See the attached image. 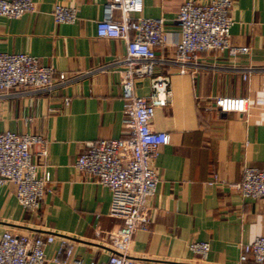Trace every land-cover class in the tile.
I'll use <instances>...</instances> for the list:
<instances>
[{
	"label": "crops",
	"instance_id": "0c3cea01",
	"mask_svg": "<svg viewBox=\"0 0 264 264\" xmlns=\"http://www.w3.org/2000/svg\"><path fill=\"white\" fill-rule=\"evenodd\" d=\"M34 1L35 9L19 17L0 15V51L38 56L55 67L57 82L0 90V130L47 137V154L35 145L32 155L40 169L50 170L53 189L33 210L19 202L13 181L1 183L0 233L54 234L43 264H72L65 250L58 253L63 238L83 264H102L123 250V220L110 214L111 190L86 178L75 162L89 139L129 133V99L122 92L127 72L120 60L126 41L97 34L107 0ZM185 1L143 0L136 14L167 18L170 41L156 50L167 60L156 71L170 74L172 93L167 104L156 106L152 125L168 130L171 139L153 161L160 179L147 200L148 226L135 231L127 255L141 264H257L239 256L242 243L264 235V197L243 196L226 182L240 180L245 164L264 167V0H234L229 41L249 46L247 52L203 51L180 73L172 61L180 29L172 19ZM57 3L76 6L77 20L55 22ZM60 70L66 73L62 81ZM151 76L137 79L139 94L150 93ZM218 94L248 96L249 115L217 107ZM213 174L226 182L209 185ZM194 240L210 243L206 257L190 249Z\"/></svg>",
	"mask_w": 264,
	"mask_h": 264
},
{
	"label": "built area",
	"instance_id": "2783aa9c",
	"mask_svg": "<svg viewBox=\"0 0 264 264\" xmlns=\"http://www.w3.org/2000/svg\"><path fill=\"white\" fill-rule=\"evenodd\" d=\"M234 0H186L172 19L180 29L176 40V55L172 59L177 71L185 73L197 63L199 53L207 50L228 49L233 55L247 52L249 46L234 45L229 41ZM35 9L34 0H0V15L19 17ZM143 9V0H107L104 15L97 21V34L101 37L123 38L126 54L120 60L125 64L127 78L123 82V96L129 99V114L124 118L128 135L102 136L89 139L79 154L75 166L88 179L107 186L112 192L110 214L123 220L120 233L124 238L121 252L109 255L102 264H141L127 255L132 237L138 228H147L145 216L148 198L154 194L159 173L153 164L159 147L168 144L171 134L157 129L152 118L157 105H165L171 97L170 74L157 72L156 65L164 62L157 54L158 47L170 41L163 15H136ZM120 16L115 15V11ZM52 14L55 22H75L78 9L73 5L57 3ZM171 61V60H170ZM55 67L42 63L38 56L27 52L0 51V90L21 84L50 88L55 84ZM151 74L152 90L148 95L136 91L137 79ZM246 75V73L244 74ZM66 73L60 70L58 80ZM66 104L70 96H64ZM222 110H235L249 115L248 96L218 94L214 98ZM48 139L39 132L0 130V184L11 180L16 184V196L26 208L37 210L47 191L53 189L51 172L33 160L32 147L38 146L46 155ZM218 174L207 180L209 185L224 183ZM231 188L243 196L264 197V167L245 164L240 180L227 181ZM55 239L39 234L17 233L5 228L0 233V264H43L45 246ZM192 251L206 257L210 250L207 240L189 243ZM65 250L72 264H83V259L73 256V246L65 238L58 253ZM57 259V258H56ZM241 262L252 260L264 263V235H257L241 244Z\"/></svg>",
	"mask_w": 264,
	"mask_h": 264
}]
</instances>
